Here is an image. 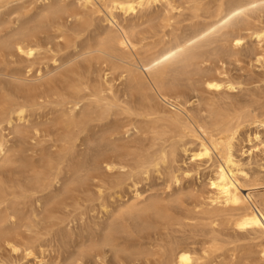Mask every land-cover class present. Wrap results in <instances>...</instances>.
<instances>
[{"label": "bare ground", "instance_id": "6f19581e", "mask_svg": "<svg viewBox=\"0 0 264 264\" xmlns=\"http://www.w3.org/2000/svg\"><path fill=\"white\" fill-rule=\"evenodd\" d=\"M260 44L264 0H0V264L75 236V260L264 264V163L235 154L264 150V91L226 69ZM179 152L207 189L143 198Z\"/></svg>", "mask_w": 264, "mask_h": 264}, {"label": "rangeland", "instance_id": "374dc122", "mask_svg": "<svg viewBox=\"0 0 264 264\" xmlns=\"http://www.w3.org/2000/svg\"><path fill=\"white\" fill-rule=\"evenodd\" d=\"M70 1V0H68ZM159 10L161 7L158 8ZM158 10V11H159ZM155 10L153 9V13ZM10 20L15 18V15H11ZM4 19H8L7 16ZM264 49V44H260ZM248 46L254 50L259 48V45L255 41H248ZM226 69L228 73L242 81V91L238 94L240 97H245L248 94L253 93L255 96L261 95L264 91V64L260 65L254 61V57L250 56L248 53L244 52L242 56L239 57V61L226 63ZM257 87H260L259 89ZM250 133V130H245L240 133V140L235 147V154L242 159L243 162H251L254 167L255 159H262L260 162L264 163V150L260 151L258 149H253L252 146L254 142H248L246 135ZM264 134V132H263ZM133 138V136H131ZM253 152V153H251ZM175 166H179L181 170L190 169L192 172L185 176L180 174V183L172 184L168 187V183L165 177H158L156 174L150 176L147 180H141L137 183L136 188L138 193H141L143 198L150 197H164L171 192H196L201 189H207V182L210 175V168L208 164L200 165L198 168L194 165V162L184 153L179 152L176 158ZM122 201H131L135 192L133 188L124 187L121 192ZM118 203L111 204L109 208H113ZM92 213H90V216ZM101 214H94V218L88 217V224L92 225L93 221L103 222L106 217L102 216L100 219L98 217ZM81 231L80 226L78 227ZM73 242H69L66 246L59 243H52V247H45L46 250L41 252L39 249L35 251V257H23L22 255H15L10 253L7 249L1 251L2 256L7 260L16 261L17 264H102L97 257L92 255H87L81 260L73 259L74 253L76 251V242L78 238L75 236ZM245 247L249 245L247 241L241 242ZM255 249V248H252ZM252 259L249 264H258L257 257L251 255ZM105 261L110 264L112 261V256L108 255Z\"/></svg>", "mask_w": 264, "mask_h": 264}]
</instances>
